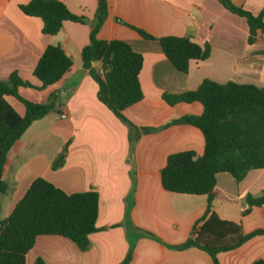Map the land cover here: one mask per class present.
Listing matches in <instances>:
<instances>
[{
    "label": "crops",
    "instance_id": "1",
    "mask_svg": "<svg viewBox=\"0 0 264 264\" xmlns=\"http://www.w3.org/2000/svg\"><path fill=\"white\" fill-rule=\"evenodd\" d=\"M31 1L0 0V80L17 73L32 86L21 88V96L38 104L53 102L54 110L15 144L4 180L8 192L19 200L38 178L69 195L97 192V227L103 230L90 236L91 248L84 253L65 238L39 237L26 264H35L38 258L46 264H121L129 254L130 264H213L203 251L173 248L184 244L205 216L207 196L170 193L161 181L169 156L192 151L202 157L205 150L204 136L197 128H162L185 116H199L204 108L200 103L170 106L163 95L194 91L204 80L264 89V36L250 44L247 20L227 11L218 0H107L108 16L97 38L125 42L144 60L140 74L144 98L124 116L139 129L158 130L142 134L133 144L128 127L99 101L98 85L83 69L82 51L90 44L99 0H62L86 23L66 22L55 36L44 35L42 20L20 10ZM231 1L254 15L264 9V0ZM133 28L155 39L189 36L202 47L210 45L211 57L191 62L189 73L182 74L157 41L144 39ZM49 46H60L73 66L57 84L39 90L42 83L34 70ZM6 100L25 117L21 102L11 96ZM61 155L64 166L53 171L52 164ZM263 195L264 169L250 171L241 182L222 173L217 176L213 211L223 220L240 224L246 234L261 230L264 206L252 208L246 216L243 212L249 209V197ZM259 260L264 261V236L218 256L220 264Z\"/></svg>",
    "mask_w": 264,
    "mask_h": 264
},
{
    "label": "trees",
    "instance_id": "2",
    "mask_svg": "<svg viewBox=\"0 0 264 264\" xmlns=\"http://www.w3.org/2000/svg\"><path fill=\"white\" fill-rule=\"evenodd\" d=\"M230 13L247 20L253 44L259 35L264 36V9L254 15L231 0H218ZM26 16L43 22V34L55 36L66 22L85 24L86 19L72 14L62 0H32L20 6ZM108 16L107 0H99L90 44L82 51L83 69L98 85V99L129 129L130 141L136 143L142 134L157 129H139L128 121L124 112L144 98L140 74L144 60L122 41H102L97 38ZM129 26V25H127ZM131 27V26H129ZM132 28V27H131ZM144 39L157 41L170 64L182 74H188L191 62L206 61L211 57L210 45L204 47L189 36L155 39L143 30L135 29ZM100 64V68H95ZM73 61L60 46L46 48L34 70L41 81L39 90L57 84L72 68ZM21 88H32L17 73L7 81L0 80V196L9 186L4 171L9 153L27 130L54 110L53 102L38 104L27 101L20 94ZM11 96L26 109L20 117L8 103ZM170 106L200 103L201 115L185 116L162 129L188 125L200 130L205 139L202 157L194 152H182L168 157L161 171L165 191L192 196H207L205 216L195 225L188 240L176 250L198 249L207 253L213 264H220L219 254L235 251L257 236H264V229L244 233L240 224L221 219L214 211L217 176L230 174L237 182L243 181L253 170L264 169V89L236 82L219 84L204 80L198 89L179 95L164 94ZM65 156L61 155L52 170L63 168ZM249 209L264 206L261 198H248ZM0 203V264H26L27 255L39 237L58 236L71 241L81 252L91 248L90 236L102 231L97 227L99 194L95 191L67 194L43 178L36 179L25 196L16 204L12 213L1 220ZM132 255L121 264H130ZM35 264H46L38 258ZM253 264H264L263 260Z\"/></svg>",
    "mask_w": 264,
    "mask_h": 264
},
{
    "label": "rangeland",
    "instance_id": "3",
    "mask_svg": "<svg viewBox=\"0 0 264 264\" xmlns=\"http://www.w3.org/2000/svg\"><path fill=\"white\" fill-rule=\"evenodd\" d=\"M46 131L44 130V133ZM47 133H45L46 135ZM65 152L66 150L63 149ZM9 181V179H7ZM19 197L15 195V193L7 192L5 195L0 196V203H1V220H5L12 212V210L15 208L16 204L19 202ZM10 212V213H9Z\"/></svg>",
    "mask_w": 264,
    "mask_h": 264
},
{
    "label": "built area",
    "instance_id": "4",
    "mask_svg": "<svg viewBox=\"0 0 264 264\" xmlns=\"http://www.w3.org/2000/svg\"><path fill=\"white\" fill-rule=\"evenodd\" d=\"M66 116L64 115L63 118H65Z\"/></svg>",
    "mask_w": 264,
    "mask_h": 264
}]
</instances>
